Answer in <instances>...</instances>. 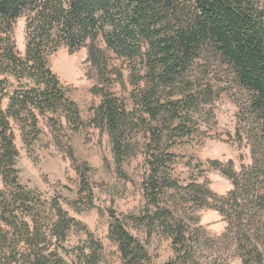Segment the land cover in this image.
Masks as SVG:
<instances>
[{
    "label": "trees",
    "instance_id": "1",
    "mask_svg": "<svg viewBox=\"0 0 264 264\" xmlns=\"http://www.w3.org/2000/svg\"><path fill=\"white\" fill-rule=\"evenodd\" d=\"M22 17L24 54L14 38ZM61 46L71 53L87 48L98 78L91 92L101 97L88 123L107 132L117 165L143 155L145 207L129 214L108 208V237L122 264H154L147 244L155 231L174 251L161 264H232L204 254L216 242L200 225L203 208L225 220L217 240L233 249L235 264H264L261 0H0V264H100L103 258L102 243L88 231V241L70 249L69 238L82 224L57 198L44 199L20 182L15 126L29 145L41 133V116L52 114L57 128L63 118L74 130L86 124L49 64ZM222 93L238 105L233 139L249 147L251 163L237 171L232 160H191L182 182L175 149L205 135ZM213 169L231 180L226 194L210 187ZM77 172L92 206L86 172Z\"/></svg>",
    "mask_w": 264,
    "mask_h": 264
},
{
    "label": "rangeland",
    "instance_id": "2",
    "mask_svg": "<svg viewBox=\"0 0 264 264\" xmlns=\"http://www.w3.org/2000/svg\"><path fill=\"white\" fill-rule=\"evenodd\" d=\"M14 38L18 50L24 54V17L17 21ZM111 57L119 64L120 61L114 54ZM49 64L62 84L68 88L69 96L77 104L86 124L74 130L63 118V126L57 128L50 124L52 114L41 116V133L29 145L23 139L20 128L15 126L16 145L20 153V182L44 199L57 198L69 215L82 224L69 238L70 249L84 245L88 241V231L103 245L100 264H122L116 244L108 237V208L129 214L139 213L145 207L146 201L141 188L144 174L143 155L138 152L136 156L124 160L119 167L107 132L88 123L93 116V108L99 104L101 97L91 92L98 78L88 61L87 48L71 53L68 47L61 46L49 57ZM3 77L0 75V79ZM114 90L119 96H125L119 84L114 86ZM7 102L8 100L4 101V107ZM238 111V105L233 98L222 93L214 103L215 118L208 119L204 127L205 135L202 138H191L175 149L179 154L175 172L182 182L187 181L190 170L188 162L191 160L192 164L198 160L217 159L224 163L232 160L237 171L241 164L251 163L249 147L245 142L240 144L233 139L238 124ZM77 167L85 170L88 187L93 190L92 206L87 202V189L81 193ZM207 176L211 180L210 187L218 194H226L232 189L231 180L220 170H210ZM3 188L0 175V191ZM197 214L200 216V225L207 232L206 236L216 242V246L207 249L204 254L210 259H217L219 263H225L226 260L232 264L238 263L233 256V249H225V244L217 240L227 226L223 217L209 208H203ZM129 227L133 233L144 237L143 231L137 232L132 224ZM147 246L154 264L164 263L174 256L171 240L160 232L153 233Z\"/></svg>",
    "mask_w": 264,
    "mask_h": 264
},
{
    "label": "crops",
    "instance_id": "3",
    "mask_svg": "<svg viewBox=\"0 0 264 264\" xmlns=\"http://www.w3.org/2000/svg\"><path fill=\"white\" fill-rule=\"evenodd\" d=\"M222 218V217H221Z\"/></svg>",
    "mask_w": 264,
    "mask_h": 264
}]
</instances>
